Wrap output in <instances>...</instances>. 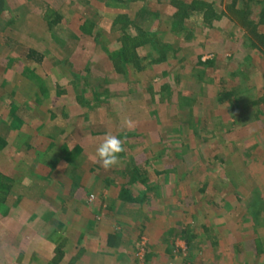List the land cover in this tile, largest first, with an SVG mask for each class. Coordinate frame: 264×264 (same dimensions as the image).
I'll list each match as a JSON object with an SVG mask.
<instances>
[{
    "label": "rangeland",
    "instance_id": "1",
    "mask_svg": "<svg viewBox=\"0 0 264 264\" xmlns=\"http://www.w3.org/2000/svg\"><path fill=\"white\" fill-rule=\"evenodd\" d=\"M0 106V264H264V0H6Z\"/></svg>",
    "mask_w": 264,
    "mask_h": 264
},
{
    "label": "crops",
    "instance_id": "2",
    "mask_svg": "<svg viewBox=\"0 0 264 264\" xmlns=\"http://www.w3.org/2000/svg\"><path fill=\"white\" fill-rule=\"evenodd\" d=\"M31 94V93H30ZM127 96H129V95H127ZM47 97H48V95H46L45 94V100L43 101V102H39V103H35V107H33V109L30 111V113H46V115L48 116V114L49 113H68V111L69 110H74L75 109V106L74 105H66V104H61V105H59V104H57V105H53V104H49V102H48V100H47ZM126 97V96H125ZM108 102V101H107ZM43 106V107H42ZM11 107V106H10ZM17 108L15 107L14 108V113L15 112H17ZM5 111V109L3 108L2 109V107L0 106V113H2V112H4ZM33 111V112H32ZM4 116V115H3ZM15 116V115H14ZM17 120V119H16ZM87 122V121H86ZM15 124H16V122H15ZM14 124V121H13V118L8 122V123H3V126L4 127H6V126H8V125H10L11 126V128H13L12 126L13 125H15ZM83 124H85V121L83 120ZM3 132H5V131H3ZM1 133H2V131H1ZM51 139V138H50ZM50 139H45V137H43L42 138V140L40 139V140H38V143L40 142V144H41V146L43 147V144L45 145V142H46V140H48L49 142H47V144L44 146V149L45 150H52L53 149V147H52V145H53V141L52 140H50ZM83 140V139H82ZM79 143H80V141H79ZM82 143V147L80 146V145H76V147L75 146H73V147H71V148H68L66 145H65V148H66V150L68 151V150H70L72 153H71V156H73V154H75V156H77V158H78V154L81 152V153H83V146H84V142H81ZM80 143V144H81ZM75 151V152H74ZM81 153H80V155H81ZM71 159H76V158H71ZM72 161V160H71ZM75 161V160H74ZM73 162V161H72ZM42 164H38L37 166H41ZM134 171H137V170H135L134 169ZM138 173V172H137ZM49 174V173H48ZM49 175H52L51 174V171H50V174ZM110 176V175H109ZM139 181H141L140 183H142V182H144L145 181V179L144 178H141V179H139ZM81 197V196H80ZM116 233V234H115ZM120 234V236H121V232H119V231H109V233L107 234V242H108V237L109 236H112L113 237V239L114 238H116V235L118 236ZM107 242H106V245L108 246V244H107Z\"/></svg>",
    "mask_w": 264,
    "mask_h": 264
},
{
    "label": "clouds",
    "instance_id": "3",
    "mask_svg": "<svg viewBox=\"0 0 264 264\" xmlns=\"http://www.w3.org/2000/svg\"><path fill=\"white\" fill-rule=\"evenodd\" d=\"M131 127V123H128ZM124 151V141L116 135L108 133L103 141L96 148L94 162H98L105 170L110 169L119 163V154Z\"/></svg>",
    "mask_w": 264,
    "mask_h": 264
},
{
    "label": "trees",
    "instance_id": "4",
    "mask_svg": "<svg viewBox=\"0 0 264 264\" xmlns=\"http://www.w3.org/2000/svg\"><path fill=\"white\" fill-rule=\"evenodd\" d=\"M5 3H6V0H0V10H2L4 7H5ZM58 21V17H55L51 22H49L50 24L52 23H55ZM30 53H34V50H31ZM36 54V53H35ZM40 59V58H39ZM232 95H233V91H230V92H226L225 95L223 97L226 98L227 101H229V103L232 102L231 98H232ZM222 102H223V99H222ZM232 104V103H231ZM108 246H112L114 244V239L112 236H109L108 237V242H107Z\"/></svg>",
    "mask_w": 264,
    "mask_h": 264
}]
</instances>
